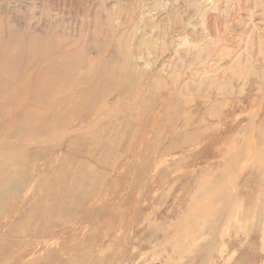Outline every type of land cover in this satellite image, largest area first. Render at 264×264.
Listing matches in <instances>:
<instances>
[{
  "label": "rangeland",
  "instance_id": "obj_1",
  "mask_svg": "<svg viewBox=\"0 0 264 264\" xmlns=\"http://www.w3.org/2000/svg\"><path fill=\"white\" fill-rule=\"evenodd\" d=\"M0 264H264V0H0Z\"/></svg>",
  "mask_w": 264,
  "mask_h": 264
},
{
  "label": "bare ground",
  "instance_id": "obj_2",
  "mask_svg": "<svg viewBox=\"0 0 264 264\" xmlns=\"http://www.w3.org/2000/svg\"><path fill=\"white\" fill-rule=\"evenodd\" d=\"M208 2V1H207ZM211 2V1H210ZM130 15V14H129ZM204 27V26H203ZM186 37V36H185ZM2 188V187H1Z\"/></svg>",
  "mask_w": 264,
  "mask_h": 264
}]
</instances>
